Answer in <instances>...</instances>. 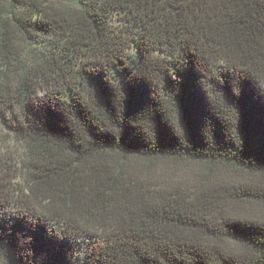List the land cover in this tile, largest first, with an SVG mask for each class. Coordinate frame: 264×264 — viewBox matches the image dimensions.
<instances>
[{
	"label": "trees",
	"instance_id": "obj_1",
	"mask_svg": "<svg viewBox=\"0 0 264 264\" xmlns=\"http://www.w3.org/2000/svg\"><path fill=\"white\" fill-rule=\"evenodd\" d=\"M264 0H0V264H264Z\"/></svg>",
	"mask_w": 264,
	"mask_h": 264
},
{
	"label": "rangeland",
	"instance_id": "obj_2",
	"mask_svg": "<svg viewBox=\"0 0 264 264\" xmlns=\"http://www.w3.org/2000/svg\"><path fill=\"white\" fill-rule=\"evenodd\" d=\"M262 212H264V210Z\"/></svg>",
	"mask_w": 264,
	"mask_h": 264
}]
</instances>
